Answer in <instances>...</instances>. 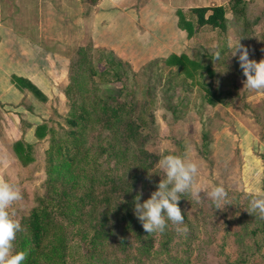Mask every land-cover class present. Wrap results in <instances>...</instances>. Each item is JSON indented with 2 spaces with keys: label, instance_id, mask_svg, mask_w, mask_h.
<instances>
[{
  "label": "rangeland",
  "instance_id": "374dc122",
  "mask_svg": "<svg viewBox=\"0 0 264 264\" xmlns=\"http://www.w3.org/2000/svg\"><path fill=\"white\" fill-rule=\"evenodd\" d=\"M30 1L5 0L6 13L25 14V18L21 19H26L30 24L22 27L25 33L32 32L30 28L39 22L42 43L57 53L75 57L76 47L67 46L68 37L73 35L75 27L68 28L63 17L55 11L54 15L39 14L35 17ZM114 1L119 6L134 3V0ZM197 1L200 0H190L188 4L203 6L217 3V0ZM228 1L220 0L227 9L226 29L204 25L185 41L179 32L173 30L175 26L169 0H139V5L144 8L139 19L142 23L138 27L113 6L105 4L107 9L94 15V22H98L101 14L99 19L103 18L104 23L95 22L93 35L108 49L102 45L93 48L88 37L81 44L86 47V59L89 60V65L78 67L84 70L80 72L85 84L82 96L74 86L65 94L70 81L67 71V77L64 73V77L58 80L63 86L58 96L45 106V112L41 111L49 120L43 125H50L54 131L53 138H66V119L73 110L77 112V106L86 105L90 122L85 131L87 139L83 147L97 151V146L108 147L110 144L116 149L118 146L125 149L124 163L122 158L121 163L117 164L115 157L104 155L98 160L101 171L111 173L120 183V188L122 184L127 189L128 199L126 183L132 185L134 197L142 193L141 203L157 190L158 183L165 175L158 165L163 155H178L198 166L195 183L201 189V201L197 202L190 195H181L178 205L182 215L186 216L187 235H178L169 221L163 233L149 236V253L140 255L138 250L145 242L131 231L123 233L118 221L107 220L102 229L109 235L110 244L106 247L99 244V247L103 249L102 255L118 257L115 264H264V229L255 237L246 235L250 229L261 226L264 219L245 210L250 199L264 194V148L258 141L263 140L252 111L263 108L264 95L263 91L243 88L242 81L246 78L239 67L238 56H231L235 44L241 39L240 43L250 51V59L259 61L264 58V0H248L240 18L232 15ZM181 3L187 4L185 1ZM181 9L184 10L185 19L195 24L196 17L190 13V8ZM9 18L15 20L14 16ZM145 33L149 36L147 41L140 39ZM161 40L164 43L168 41L167 46L171 51H181L196 64L184 60L181 70L180 67L167 65L165 59L160 58L165 53L169 55ZM121 49L129 50V54ZM215 51L220 52L217 61L212 60ZM93 103L96 104L95 111L91 107ZM103 103L105 107H102ZM122 103L133 105V121L138 124L127 137L120 134L116 125L112 130L102 127L106 120L116 122L121 118L115 117L116 114L126 118L129 108H120ZM248 129L255 137L247 132ZM95 135H99V139ZM50 141L51 136L36 143L31 150L33 161L27 165L12 166V158L9 157L8 162L0 165V178L18 186L22 193V200L9 208V212L14 211L13 218L21 224L22 229V221L32 207L40 205V201L44 202L49 195H54L50 192L53 187L58 189L60 195L64 188L61 184L65 180L63 177L49 181L46 171ZM246 148L250 152L245 153ZM246 157L248 169L243 170ZM133 173L137 174L135 178L128 176ZM216 185H222L228 194L229 204L222 209H215L205 197V193ZM95 189L98 191L100 188L96 186ZM114 189L106 197L113 198L119 191V188ZM76 195L75 191L73 196ZM102 205L99 204L98 208ZM131 208L133 213V201ZM55 215H52L53 221L57 220ZM133 217L136 221L134 213ZM98 221L97 218L86 220L81 225V232L87 230L88 238L84 240V236H74L70 241L72 251L65 256L66 264H85L90 256H99L101 251L91 249L88 243L92 234L90 223L99 227ZM131 226L135 229L134 222ZM121 237L126 245H122L123 250L116 251L114 245ZM98 259L95 264H102L101 258ZM239 259L244 260L239 263Z\"/></svg>",
  "mask_w": 264,
  "mask_h": 264
},
{
  "label": "trees",
  "instance_id": "16d2710c",
  "mask_svg": "<svg viewBox=\"0 0 264 264\" xmlns=\"http://www.w3.org/2000/svg\"><path fill=\"white\" fill-rule=\"evenodd\" d=\"M88 4H95L98 0H84ZM248 0H229L228 6L231 10L232 15L235 18L243 16L245 6L248 4ZM190 13L196 17L195 24L190 19H185L182 11H178V25L180 28L186 30L188 36L198 31L202 26L209 25L212 28H219L224 30L227 28V9L223 4L212 5V6H198L190 8ZM87 49L85 46H79L76 48L75 57L70 58L68 66L69 83L65 89V94L71 87H75L78 90V94L82 96L83 90H85L80 72L78 67L84 64L89 65V60L86 59ZM184 60L189 61L192 65L196 63L189 60L185 54L177 57L171 55L166 61L168 65H174L180 67L181 70L184 67ZM76 68V70H75ZM71 72H74L72 74ZM94 74V72H92ZM33 87V86H32ZM91 104V103H90ZM90 104L87 106L90 107ZM96 104L91 105L95 111ZM128 107L126 118L121 117L116 122L112 120H106L102 127L109 128L116 125L120 134L127 137L131 134V130H135L138 127L137 122L133 121L132 111L133 105L130 103H122L120 108ZM247 108H250L245 103ZM77 112L73 110V113L68 116L66 123L68 126L67 137L53 138L54 131L49 128V134L51 136L50 146L47 151V166L46 171L49 174V181L56 179L57 177H63L65 180L62 181L64 188L62 194L58 192L56 187H53L50 191L54 195H49L48 199L44 202L40 201V205L34 206L30 209L28 215L22 221L24 229L17 233L16 240L14 241V251H25L27 252V258L23 264H66L65 256L71 252L72 244L70 241L73 240L75 235H80V238L84 236V240H87V230L81 232V225L86 221H92L97 218L98 226L96 227L90 223L91 236L88 239L89 246L93 250L101 251L98 253L97 258L89 257V260L85 264H95L101 258L102 264H115L118 261V257L113 255H102L103 249L99 247V244L106 247L109 243V235L106 234L105 229H102L107 220H116L121 224L123 233L133 232L138 239L145 242L142 247L138 250L139 254L146 255L149 253L150 244H148L149 234L145 232L141 223L138 219L134 221L133 213L131 212V204L135 194L130 183H126L128 186V197H126L127 189L112 176L111 173L101 171V163L98 160L101 156L115 157L117 164L125 162V149H121L119 146L117 149L111 147L100 146L98 150H92L88 147H83L87 136H84L86 129L89 126L90 119L87 115V107L85 104L77 106ZM105 107V104H102ZM116 111V109H114ZM254 116L262 124V135L264 134V105L263 108L253 109ZM136 126V127H135ZM83 130H81V129ZM138 133V130H137ZM49 136V137H50ZM62 137V136H61ZM95 138L99 139V135H95ZM68 139L71 142L68 141ZM110 139V137L108 138ZM127 143V141H125ZM20 147V142L14 144L15 150ZM75 148V150H74ZM114 148V149H113ZM74 150V153H72ZM264 161V158H262ZM86 171V172H84ZM131 178H135L137 174H129ZM264 183V181H263ZM119 185V187H118ZM100 188L96 191L95 187ZM264 187V185H263ZM262 187V189H263ZM67 188V192H66ZM114 188H119L118 193L113 197H106ZM77 192L76 196H73L74 192ZM105 191V193H104ZM67 194V195H66ZM123 201V202H122ZM102 205L99 209L98 205ZM56 214V221H53L52 215ZM186 220V216H184ZM134 222L135 229H132L131 225ZM77 224L76 227H74ZM261 229H264V222L261 226H256L246 232V235L256 236ZM111 232V230H109ZM82 233H86L82 235ZM122 245L125 246V240L123 237L118 239V243L114 245V249L123 250ZM258 248V243H256ZM101 256V257H100ZM242 260V261H241ZM239 259V263L243 262L244 259Z\"/></svg>",
  "mask_w": 264,
  "mask_h": 264
},
{
  "label": "crops",
  "instance_id": "0c3cea01",
  "mask_svg": "<svg viewBox=\"0 0 264 264\" xmlns=\"http://www.w3.org/2000/svg\"><path fill=\"white\" fill-rule=\"evenodd\" d=\"M142 1L144 2V0ZM184 1L187 4L183 5L181 3ZM197 2H205V0ZM30 3L33 5L35 17L39 14V16L42 14L46 16L49 13L53 15L57 13L66 21L64 23L68 28L70 26L75 27L73 35L68 37L69 41L67 42V46L74 48L82 46L81 44L85 40V37H88L93 48H98V45L105 46L103 43L97 41L93 35L95 34V22L98 24L104 23L103 18L99 19L101 14L98 16V22H94V15L102 10H106L105 4L113 6L120 11L123 14L122 16L133 21L137 27L138 24L142 23L139 19L142 16L141 11L144 8L139 5V0H134L133 4L131 3L127 6H119L114 0H98L92 5L82 0H31ZM169 3V8L173 11L170 10L171 19L175 26L173 30L174 32H179L185 41L192 35L188 36L186 30L179 27L177 12L179 10L182 11V7L188 9L198 6H195L196 4L194 6L188 4L190 0H169ZM220 4H222L220 0H217L216 4L212 2V5ZM205 5L203 4V6ZM199 6H202V4ZM86 7L88 8L87 10ZM169 8L166 10L168 11ZM13 16L15 17L14 21L9 18ZM21 17L25 18V14L23 16L21 12L19 14L6 13L5 0L0 2V165L8 162L9 157L12 158V164L10 165L15 167H17V164L21 166L31 163L33 161L31 150L34 149L36 143L41 139L49 138L50 125H43L45 122L48 123L49 120L42 112H45V106L54 97H57L61 91L63 86L58 80L64 77V73L66 74L65 78L67 77L71 58L70 54L63 55L57 53L41 42L42 36L39 33V22L30 28L32 32L25 33V29L22 27L30 24L26 22V19H21ZM110 24L111 22L108 25ZM174 36L178 37L175 33ZM167 43L168 41L165 43L162 41V45L168 49L169 55L167 56L165 53L164 57L160 58H164L167 61L171 55L179 57L184 54L181 51H171ZM105 49L108 48L105 46ZM121 50L125 54H129V50ZM120 56H122V53ZM170 66L173 67L174 65ZM255 120L259 123V136L263 142L261 140L258 141L261 143L262 148H264L262 124L256 117ZM247 132L254 136L249 129ZM239 135L245 137V135ZM18 141L20 142V147L15 150L14 144ZM248 152H250L249 148H246L245 153ZM245 159L246 164H244L243 170L244 168L248 169V158L246 157ZM248 185L251 184L248 183Z\"/></svg>",
  "mask_w": 264,
  "mask_h": 264
},
{
  "label": "clouds",
  "instance_id": "9594fccd",
  "mask_svg": "<svg viewBox=\"0 0 264 264\" xmlns=\"http://www.w3.org/2000/svg\"><path fill=\"white\" fill-rule=\"evenodd\" d=\"M140 39L147 41L149 36L145 33ZM240 40L235 44L231 56H238L239 67L246 78L242 81L243 88L255 92L264 91V58L259 61L250 59L249 49L241 44ZM219 59L220 52L215 51L212 60ZM216 84L219 86V81ZM158 165L164 171V178H161L157 190L151 193L150 198L141 203L142 193L134 197L133 213L149 235L163 233L170 221L178 235L186 236L189 228L184 223V215L178 205L181 195H190L197 202L201 201V189L195 183L198 166L194 162L172 154L161 156ZM205 197L211 201L215 209H222L229 204L227 191L222 185L213 186L205 193ZM22 198L18 186L0 178V264H23L27 258V252L14 251L17 233L23 229L13 218L14 211L9 212V208ZM245 210L250 215L264 219V194H258L250 199L249 206Z\"/></svg>",
  "mask_w": 264,
  "mask_h": 264
}]
</instances>
